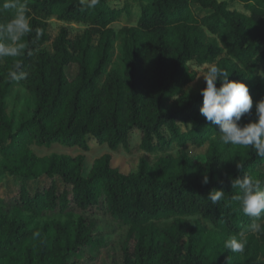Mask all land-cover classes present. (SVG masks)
<instances>
[{
    "label": "trees",
    "instance_id": "trees-1",
    "mask_svg": "<svg viewBox=\"0 0 264 264\" xmlns=\"http://www.w3.org/2000/svg\"><path fill=\"white\" fill-rule=\"evenodd\" d=\"M110 1L0 0V186H15L0 195V264H264V226L249 230L254 220L232 187L245 175L264 182V158L220 140L219 126L200 114L205 86L186 91L197 76L190 64L215 63L248 86L253 109L241 124L255 120L264 99V0H238L245 13L226 0H134L136 20ZM21 6L28 30L19 34ZM122 14L128 23L117 28ZM51 20L85 29L70 39L62 28L51 41ZM23 81L33 109L16 120L6 97ZM91 140L163 156H142L123 173L111 154L88 167L84 154L31 149L59 143L87 153ZM203 147L200 158L189 152ZM213 190L224 192L216 204L207 199ZM192 216L210 227L154 223ZM230 238L243 240V251L227 248Z\"/></svg>",
    "mask_w": 264,
    "mask_h": 264
},
{
    "label": "clouds",
    "instance_id": "clouds-1",
    "mask_svg": "<svg viewBox=\"0 0 264 264\" xmlns=\"http://www.w3.org/2000/svg\"><path fill=\"white\" fill-rule=\"evenodd\" d=\"M18 22L24 26L19 34L26 32L28 27L23 6L17 13V19L13 21L14 24ZM229 76L228 71L215 63L207 67L202 75L205 87L200 90L203 98L200 114L211 124L219 126V138L224 144L252 146L257 155L264 158V99L255 104V120L241 124L242 118L251 113L253 100L248 86L243 82L230 80ZM236 167L239 170L242 165L237 164ZM208 182L205 175L203 183ZM232 187L240 190V194L233 199L240 202L242 212L254 220L249 230L259 232L264 226L259 222L264 216V182L245 175L232 180ZM223 195L222 190H213L207 199L216 204ZM244 243L243 240L230 238L226 247L232 251H243Z\"/></svg>",
    "mask_w": 264,
    "mask_h": 264
},
{
    "label": "rangeland",
    "instance_id": "rangeland-1",
    "mask_svg": "<svg viewBox=\"0 0 264 264\" xmlns=\"http://www.w3.org/2000/svg\"><path fill=\"white\" fill-rule=\"evenodd\" d=\"M231 1V8L237 10L239 12L245 13L242 4L238 0H226ZM114 5L118 7H123L127 5L130 10V15L133 20H136L139 15V9L141 3L134 0H112L110 1ZM194 10L200 15H205L207 12L201 11L198 7H194ZM128 23V16L126 14H122L118 21L114 24L115 27L120 28ZM135 24V22H133ZM65 28L68 31L69 38L74 39L76 36L80 35L85 29V25L83 24H68L59 22L56 20H51L49 22L48 33L50 35L51 41L58 35L59 31ZM43 49L51 52L50 43L46 44ZM264 49V46H261V50ZM119 66L118 59L115 57L113 59L112 68H117ZM190 69L197 73L196 79L189 86H187L186 91L191 93L198 92L203 86H205V81L202 75L207 70V65L196 67L193 64H190ZM77 73L76 66H69L66 68L67 76L72 79ZM32 101L31 97L26 89L25 81L22 83H16L12 86L10 92L6 97V112L10 115H13L17 120L19 114H23L25 118H28L32 113ZM17 121H15L16 123ZM219 135V132L216 133ZM90 150L87 153H82L80 150L75 148H67L62 144H54L51 147H38L32 146V151L39 157L49 156L51 154H65L70 156H76L79 154H84L86 156V165L89 167L90 164L99 157L105 154H111L112 156V166L118 168L121 172L127 173L128 171L135 168L137 165L138 159L142 156H146L150 160L154 161L156 158L163 156V154H147L142 151L135 152L133 154L127 153L123 148H118L116 151H110L107 145H100L96 140H91L90 142ZM206 151V147L201 149L191 148L190 154L200 158ZM172 154H176V151H172ZM36 185L35 182L30 183L29 187L34 188ZM15 190V186L13 182H10L9 188L5 190L2 186H0V195L4 196L6 193H13ZM175 219H181L186 223H190L194 220H199L203 225L210 227L208 223H206L200 216H192V217H178L171 218L168 220H159L155 221V225L158 227H164L170 225Z\"/></svg>",
    "mask_w": 264,
    "mask_h": 264
}]
</instances>
